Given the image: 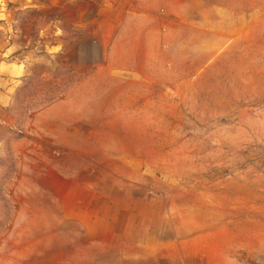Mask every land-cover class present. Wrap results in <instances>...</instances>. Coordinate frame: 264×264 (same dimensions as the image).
<instances>
[{
	"label": "rangeland",
	"instance_id": "374dc122",
	"mask_svg": "<svg viewBox=\"0 0 264 264\" xmlns=\"http://www.w3.org/2000/svg\"><path fill=\"white\" fill-rule=\"evenodd\" d=\"M0 264H264V0H0Z\"/></svg>",
	"mask_w": 264,
	"mask_h": 264
}]
</instances>
